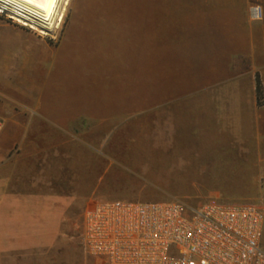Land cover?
Returning <instances> with one entry per match:
<instances>
[{"label": "rangeland", "instance_id": "1", "mask_svg": "<svg viewBox=\"0 0 264 264\" xmlns=\"http://www.w3.org/2000/svg\"><path fill=\"white\" fill-rule=\"evenodd\" d=\"M255 4L264 13V0H68L47 35L12 21L54 51V69L37 103L14 106L24 135L0 161V264H97L78 240L91 201L264 211V168H236L217 151L239 131L189 104L231 96L233 83L244 92L261 74ZM255 97L264 107V82Z\"/></svg>", "mask_w": 264, "mask_h": 264}, {"label": "built area", "instance_id": "2", "mask_svg": "<svg viewBox=\"0 0 264 264\" xmlns=\"http://www.w3.org/2000/svg\"><path fill=\"white\" fill-rule=\"evenodd\" d=\"M250 13L263 17L257 4ZM263 229L255 203L109 199L86 206L78 240L97 264H264Z\"/></svg>", "mask_w": 264, "mask_h": 264}, {"label": "crops", "instance_id": "3", "mask_svg": "<svg viewBox=\"0 0 264 264\" xmlns=\"http://www.w3.org/2000/svg\"><path fill=\"white\" fill-rule=\"evenodd\" d=\"M249 34H255L256 44L263 46L264 20L249 29ZM49 61L54 69L53 50L45 44H42L40 49L38 37H34L26 28L0 16V161L5 159L11 146L24 135L22 118L13 112L14 106L24 103L23 100L31 102L36 99L34 102L37 103L38 90L49 82ZM258 74L263 85L264 69ZM231 85V96L226 94L222 97L191 98L190 111L208 117L221 115L220 119L216 120V128H226L227 125L222 124H232L228 128L239 131L237 144L225 138L219 142L224 147L217 151L226 154L222 161L243 162L235 167L244 170L263 169L264 107L256 105V78L253 83L246 85L244 92V87L240 88L234 83ZM208 117L206 118L209 120ZM221 135L220 131L219 137ZM227 154L231 156L227 157ZM4 181L2 180V183H5Z\"/></svg>", "mask_w": 264, "mask_h": 264}, {"label": "bare ground", "instance_id": "4", "mask_svg": "<svg viewBox=\"0 0 264 264\" xmlns=\"http://www.w3.org/2000/svg\"><path fill=\"white\" fill-rule=\"evenodd\" d=\"M67 3L68 0H0V10L15 22L47 35L60 21Z\"/></svg>", "mask_w": 264, "mask_h": 264}, {"label": "trees", "instance_id": "5", "mask_svg": "<svg viewBox=\"0 0 264 264\" xmlns=\"http://www.w3.org/2000/svg\"><path fill=\"white\" fill-rule=\"evenodd\" d=\"M263 92V85L261 82V79L259 77V75L256 76V94H257V98L261 97Z\"/></svg>", "mask_w": 264, "mask_h": 264}]
</instances>
